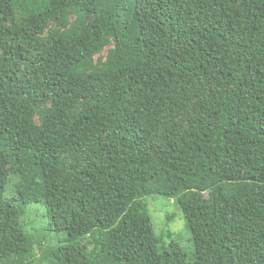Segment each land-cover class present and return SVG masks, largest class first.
<instances>
[{"label":"trees","instance_id":"1","mask_svg":"<svg viewBox=\"0 0 264 264\" xmlns=\"http://www.w3.org/2000/svg\"><path fill=\"white\" fill-rule=\"evenodd\" d=\"M151 194L192 258L114 251ZM0 264H264V0H0Z\"/></svg>","mask_w":264,"mask_h":264},{"label":"rangeland","instance_id":"2","mask_svg":"<svg viewBox=\"0 0 264 264\" xmlns=\"http://www.w3.org/2000/svg\"><path fill=\"white\" fill-rule=\"evenodd\" d=\"M6 195H12L11 184L7 187ZM144 199L147 205L145 215L133 209L120 222L117 228L119 232L113 239L114 251L122 253L124 257L140 255L154 236L164 231L166 241L175 239L192 258L194 246L191 231L187 227L186 218L176 197L151 194ZM21 219L26 224L28 232L37 239L38 244L34 247L37 259L44 249L56 248L66 236L65 232L57 233L48 229V213L42 203L31 204ZM87 240V237L83 238V241ZM88 246L90 249L93 248L90 243Z\"/></svg>","mask_w":264,"mask_h":264}]
</instances>
